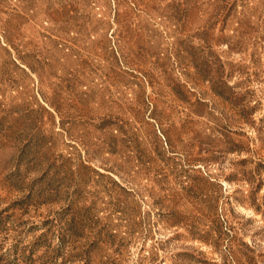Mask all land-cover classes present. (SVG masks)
Listing matches in <instances>:
<instances>
[{"label": "rangeland", "instance_id": "rangeland-1", "mask_svg": "<svg viewBox=\"0 0 264 264\" xmlns=\"http://www.w3.org/2000/svg\"><path fill=\"white\" fill-rule=\"evenodd\" d=\"M0 264H264V0H0Z\"/></svg>", "mask_w": 264, "mask_h": 264}]
</instances>
